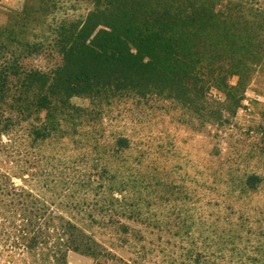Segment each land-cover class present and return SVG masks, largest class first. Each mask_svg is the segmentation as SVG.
Segmentation results:
<instances>
[{
	"label": "rangeland",
	"instance_id": "1",
	"mask_svg": "<svg viewBox=\"0 0 264 264\" xmlns=\"http://www.w3.org/2000/svg\"><path fill=\"white\" fill-rule=\"evenodd\" d=\"M38 1L0 0V28ZM228 1L264 10V0H218L213 11L227 12ZM87 7L57 0L56 9L31 15L77 19ZM58 61L49 49L24 59L43 71ZM208 98L222 108L220 122L156 94L99 104L73 96L45 138L28 136L42 131L44 110L21 121L20 162L6 174L30 197L0 196V228L23 223L27 211L52 238L25 249L0 235V264H264V73L235 110L221 90ZM67 222L93 239L90 250L68 248Z\"/></svg>",
	"mask_w": 264,
	"mask_h": 264
},
{
	"label": "trees",
	"instance_id": "2",
	"mask_svg": "<svg viewBox=\"0 0 264 264\" xmlns=\"http://www.w3.org/2000/svg\"><path fill=\"white\" fill-rule=\"evenodd\" d=\"M85 1L87 13L77 19H35L31 14L57 7V0H40L0 28V160L9 163L0 166V196L12 202L30 197L29 191L8 183L6 173L10 176L20 162L16 126L32 113L44 110L46 116L42 131L30 129L28 136L45 138L58 125L50 128L48 121L73 109V96L99 104L156 94L220 122L222 108L207 105L210 89L225 92L228 110H235L257 74L264 73V10L254 4L228 1L223 4L228 11L220 13L213 11L218 0ZM47 49L59 56L53 68L25 65L28 56ZM232 77H237L235 84ZM24 163L20 166L28 170ZM26 212L23 223L0 228V235L29 249L52 236ZM66 225L71 230L68 248L90 250L93 239L76 225Z\"/></svg>",
	"mask_w": 264,
	"mask_h": 264
}]
</instances>
